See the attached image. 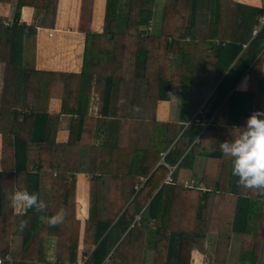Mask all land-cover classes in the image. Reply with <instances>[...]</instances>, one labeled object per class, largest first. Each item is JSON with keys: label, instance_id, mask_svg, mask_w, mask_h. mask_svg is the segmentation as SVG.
<instances>
[{"label": "trees", "instance_id": "1", "mask_svg": "<svg viewBox=\"0 0 264 264\" xmlns=\"http://www.w3.org/2000/svg\"><path fill=\"white\" fill-rule=\"evenodd\" d=\"M43 9L45 16H53L55 2ZM112 11L106 6L105 16L111 18ZM19 12L17 6L10 26L0 23L10 33L0 93V257L10 252L16 235L21 245L12 264L73 263L80 238L86 256L82 264H103L106 258L109 264H143L150 243L153 264H189L191 249L202 250L205 234L216 232L214 262L225 264L231 234L237 232L253 238L239 258L261 264L264 197L248 189L249 196L237 194L239 183H230V160L216 149V142L209 152H199L203 124L194 113L212 81L217 85L207 117L223 100L222 107H230L239 95L264 97L259 79L251 81L263 59V52L257 55L264 43V21L260 25L258 19L264 10L232 0H167L160 33L138 30L150 15L135 28L126 23L125 32L135 31L137 37L130 70L122 68L125 32L106 38L80 22L86 35L79 72L25 65L23 36L32 27L19 23ZM246 41L250 53L242 55ZM251 63L247 90H236ZM92 86L99 95L96 115L88 113ZM172 95L180 96L179 119L158 120V102ZM52 97L62 101L57 114L48 110ZM134 105L139 113L132 112ZM61 114L72 117L67 140L57 142ZM242 122L237 119L233 125ZM198 154L205 155L200 177L204 188L177 183L176 169L189 167ZM76 172L89 175L83 223L76 215ZM24 189L39 194L48 206L46 213L14 212L8 195ZM79 204L83 214L81 197ZM60 209L67 213L63 223L50 227L40 221V215ZM21 219L28 220L23 230ZM50 238L55 239V262L46 260Z\"/></svg>", "mask_w": 264, "mask_h": 264}, {"label": "crops", "instance_id": "2", "mask_svg": "<svg viewBox=\"0 0 264 264\" xmlns=\"http://www.w3.org/2000/svg\"><path fill=\"white\" fill-rule=\"evenodd\" d=\"M52 1L55 2V13L53 16H45V10L43 8L51 6ZM167 0H0V23L5 21L8 23L6 26H10L15 18V9L20 6V12L18 16L19 23H25L31 26V32L23 36V62L29 67L36 69L63 71V72H79L82 67L84 42H85V27H89L91 32L96 34L104 33V37L110 36V34L116 32L118 34L124 33L126 29V23L134 27L137 22L148 17L147 25H137L138 30H144L146 33L158 34L161 30L162 17L164 7ZM233 2L250 5L253 7L264 10V0H232ZM133 3L132 16H129L128 10ZM230 4V2H229ZM113 8L110 14L111 18H107L105 15L106 6ZM143 6V7H142ZM142 7V9H141ZM189 15H187V23H189ZM264 18L263 14L258 16L259 21ZM109 21L111 25H108L106 32H104L105 22ZM44 22V23H43ZM81 26L83 28H80ZM260 26H256L257 30ZM4 27H0V93L3 82V67L4 61L7 57V48L5 45V39L10 38V33L7 32ZM255 28V29H256ZM257 30L252 32V35L256 34ZM108 31V32H107ZM251 37H249L250 39ZM136 32L126 31L124 33V70H130L134 68V53L136 51ZM248 41L243 45L242 55L249 54L250 51L247 48ZM246 52V53H245ZM263 52V59L256 69L254 76L251 78L252 83L254 77L259 79V88L264 92V43L259 51V56ZM252 63L245 68V73L240 80L236 83L235 89L239 91H245L248 88L250 79L247 73ZM217 85L212 81L207 83L206 96L201 105L194 113L196 120H201L203 129L200 131L199 136V152H209L213 141L216 142V149L219 150V143L225 140H231L232 131L234 134L240 130L235 129L246 125L247 118L253 111H264V97L258 98V100H252L248 96L239 95L237 100L230 107H222L223 100L211 113L209 117L206 116L209 113L213 96L212 92ZM99 95L94 90L93 86L90 93V103L88 107V113L92 115L97 114V104ZM62 101L60 98L52 97L48 102V110L50 114H57L61 110ZM218 113V114H217ZM180 114V96L172 95L168 100H161L156 106V118L162 121H177ZM217 114V115H216ZM219 117L217 121L218 126L215 127L214 119ZM70 114H61L58 119V125L55 133V140L57 142H64L67 140L69 133V123L71 119ZM239 119L241 124L233 125L235 120ZM232 120V121H231ZM229 123L231 125H229ZM95 140V139H94ZM228 157V156H226ZM230 163L227 167L232 169V159L228 157ZM0 160H1V134H0ZM205 164V155L198 154L192 161L189 167H178L176 169V182L179 184L204 188L200 177ZM171 170L175 168L170 166ZM88 177L84 172L75 173V196H76V215L81 219L83 223L87 213L88 202ZM231 185H236L239 178L231 176ZM22 185V183H21ZM237 194L242 196H249L246 192L247 189L236 185ZM240 189V192H239ZM17 191V190H15ZM264 197V193H262ZM227 196L232 197L233 192H227ZM79 197L85 203V212L81 214L79 212L80 204ZM14 212H24L21 209H13ZM218 234L216 232H207L203 243V249L198 250L193 248L189 255V264H215V250L217 246ZM253 238L251 235L233 232L230 237L228 250L226 253L225 264H250L247 260H241L239 258L240 251L242 249L251 248ZM21 245V238L14 235L10 241V252L8 253L13 260L18 259L19 248ZM83 244L80 238L78 244L77 258L80 259L83 256ZM154 250L151 243L146 248L144 253L143 264H153ZM46 260L55 262V239L50 238L47 245ZM41 264H44L43 262ZM264 264V250L262 256V263Z\"/></svg>", "mask_w": 264, "mask_h": 264}, {"label": "clouds", "instance_id": "3", "mask_svg": "<svg viewBox=\"0 0 264 264\" xmlns=\"http://www.w3.org/2000/svg\"><path fill=\"white\" fill-rule=\"evenodd\" d=\"M132 112L141 111L138 105L132 106ZM240 131L236 134L232 131V139L219 143V150L232 159V174L239 178L241 187L264 193V111L256 110L247 118L246 125L235 128ZM10 206L13 209L27 211L34 209L37 213H46L47 204L36 192L27 189L17 190L8 195ZM66 210L60 209L55 214L40 215L41 222H47L48 226L55 227L63 223ZM28 226V220L21 219L19 228L23 230ZM0 264L3 261L0 260ZM9 264L12 261L9 260Z\"/></svg>", "mask_w": 264, "mask_h": 264}, {"label": "built area", "instance_id": "4", "mask_svg": "<svg viewBox=\"0 0 264 264\" xmlns=\"http://www.w3.org/2000/svg\"><path fill=\"white\" fill-rule=\"evenodd\" d=\"M263 21H264V18L261 19L260 25L263 23ZM3 23H4V24H7V22H5V21H3ZM260 25H259V26H260ZM256 30H257V28L254 29V32H255ZM167 179H168V181H170V180H171L170 176H168ZM85 258H86V256L83 255V256H81L80 259L76 260V261L73 262V263L64 262L63 264H82ZM0 260H2L3 262H4V261H9V260L13 261V258H12L9 254H7V255H5L4 257H0ZM103 264H109V259L106 258Z\"/></svg>", "mask_w": 264, "mask_h": 264}, {"label": "rangeland", "instance_id": "5", "mask_svg": "<svg viewBox=\"0 0 264 264\" xmlns=\"http://www.w3.org/2000/svg\"><path fill=\"white\" fill-rule=\"evenodd\" d=\"M2 24H4L3 21H2ZM4 25H8V23L7 24H4Z\"/></svg>", "mask_w": 264, "mask_h": 264}]
</instances>
